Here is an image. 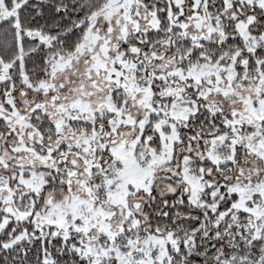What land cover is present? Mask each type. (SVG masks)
I'll return each instance as SVG.
<instances>
[{
  "label": "snow or ice",
  "instance_id": "1",
  "mask_svg": "<svg viewBox=\"0 0 264 264\" xmlns=\"http://www.w3.org/2000/svg\"><path fill=\"white\" fill-rule=\"evenodd\" d=\"M0 264H264V0H0Z\"/></svg>",
  "mask_w": 264,
  "mask_h": 264
}]
</instances>
